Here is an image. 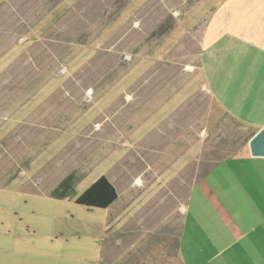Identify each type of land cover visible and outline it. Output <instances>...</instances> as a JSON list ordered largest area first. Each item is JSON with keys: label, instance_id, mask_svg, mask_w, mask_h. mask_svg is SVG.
I'll return each instance as SVG.
<instances>
[{"label": "rangeland", "instance_id": "obj_1", "mask_svg": "<svg viewBox=\"0 0 264 264\" xmlns=\"http://www.w3.org/2000/svg\"><path fill=\"white\" fill-rule=\"evenodd\" d=\"M218 4L0 0V264H98L107 234L111 264L117 237L163 226L174 242L195 184L254 133L202 81ZM70 174L77 196L105 176L112 213L52 198Z\"/></svg>", "mask_w": 264, "mask_h": 264}, {"label": "crops", "instance_id": "obj_2", "mask_svg": "<svg viewBox=\"0 0 264 264\" xmlns=\"http://www.w3.org/2000/svg\"><path fill=\"white\" fill-rule=\"evenodd\" d=\"M216 1L202 40V81L218 106L255 136L264 129V0ZM166 108L153 111L157 119ZM117 193L109 214L120 202ZM126 222L121 218L119 226L128 227ZM136 222L132 229L145 226V220ZM107 235L98 264H104L105 246L113 245ZM114 242L111 264H264V157L249 153L219 161L193 187L174 242L164 226L156 234L120 235Z\"/></svg>", "mask_w": 264, "mask_h": 264}, {"label": "trees", "instance_id": "obj_3", "mask_svg": "<svg viewBox=\"0 0 264 264\" xmlns=\"http://www.w3.org/2000/svg\"><path fill=\"white\" fill-rule=\"evenodd\" d=\"M163 26L160 27V30ZM252 134L250 140L253 138ZM247 148V154H249ZM50 196L56 200H71L75 204L88 210H107L118 199L114 185L105 177L98 178L88 189L79 196L76 195V177L70 174L51 192Z\"/></svg>", "mask_w": 264, "mask_h": 264}, {"label": "water", "instance_id": "obj_4", "mask_svg": "<svg viewBox=\"0 0 264 264\" xmlns=\"http://www.w3.org/2000/svg\"><path fill=\"white\" fill-rule=\"evenodd\" d=\"M249 152L252 157H264V129L250 140Z\"/></svg>", "mask_w": 264, "mask_h": 264}]
</instances>
